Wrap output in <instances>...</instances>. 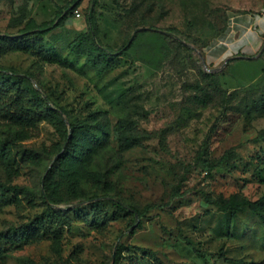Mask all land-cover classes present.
<instances>
[{"label": "rangeland", "instance_id": "1", "mask_svg": "<svg viewBox=\"0 0 264 264\" xmlns=\"http://www.w3.org/2000/svg\"><path fill=\"white\" fill-rule=\"evenodd\" d=\"M90 27L101 76L68 49ZM0 73L43 99L0 92V184L23 189L0 193V264H264V221L221 206L264 194V0H0ZM98 123L88 161H59Z\"/></svg>", "mask_w": 264, "mask_h": 264}, {"label": "trees", "instance_id": "2", "mask_svg": "<svg viewBox=\"0 0 264 264\" xmlns=\"http://www.w3.org/2000/svg\"><path fill=\"white\" fill-rule=\"evenodd\" d=\"M49 25V22H43L39 25V28L45 31ZM89 25L92 26L90 21ZM90 28V32L79 34L68 45V49L73 55L84 57L85 63L91 66L97 75L101 76L104 72L111 69L115 65L116 56L115 54H111V50L104 48L96 42V32L92 30V27ZM30 35H32V33L16 35L9 40L12 42H22L26 41V38H28ZM128 44L130 45L131 42L128 41L123 48H126ZM5 77L10 76L0 73V92L4 90V82H6V90H12V88H15L13 91L15 98L23 97V101L30 103L31 106H34L35 108H39V104L43 102V99L35 89L27 86L20 87L19 81L17 82L15 80H9ZM12 101L13 100H10V103H12ZM23 101H16L15 104L21 107ZM47 111H49V108L46 106L45 109L39 110L38 114L46 117L44 114H47ZM26 112H30L31 116H34L37 113V111ZM113 132L116 141V155L118 158L121 157L123 152L139 144V136L135 133V123L131 119L119 118L113 126ZM105 133L106 130L104 129L103 125L99 123L95 124L94 127L90 126L86 129L77 131L76 126L71 124V134L69 138H67V131L64 129V141L67 143L62 155L59 158V161L63 160L64 163L69 165L80 166L82 163L88 161L91 158L92 154L95 150H97V148L105 144ZM46 188L48 190V187ZM22 190L23 189L19 188L17 185L5 186L0 184L1 195L6 194L7 192H17ZM103 190L104 186H102L101 194L106 195V192ZM41 198L44 200L45 198L52 199V195L48 193L45 196L41 195ZM113 204L119 210L131 214L133 217L135 213L138 212L137 210L129 209L128 206L123 203L113 202ZM221 206L224 210L230 212V214H233L239 211L242 207L246 206L251 212L258 216V218L264 221V194L255 201L246 200L233 195L228 198V200L224 201Z\"/></svg>", "mask_w": 264, "mask_h": 264}, {"label": "built area", "instance_id": "3", "mask_svg": "<svg viewBox=\"0 0 264 264\" xmlns=\"http://www.w3.org/2000/svg\"><path fill=\"white\" fill-rule=\"evenodd\" d=\"M77 15H79V13L77 12Z\"/></svg>", "mask_w": 264, "mask_h": 264}]
</instances>
